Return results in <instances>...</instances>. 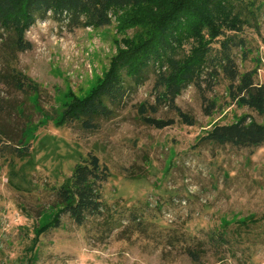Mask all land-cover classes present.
<instances>
[{"label":"rangeland","instance_id":"1","mask_svg":"<svg viewBox=\"0 0 264 264\" xmlns=\"http://www.w3.org/2000/svg\"><path fill=\"white\" fill-rule=\"evenodd\" d=\"M242 11L236 33L246 55L238 48L234 56L242 73L257 70L264 84V0H245ZM145 14L122 10L109 26L74 31L52 17L39 20L26 33L32 49L15 58L0 43V71L21 73L37 88L0 85V264H196L188 249L200 252L199 264H264V145H200L215 126L264 122L232 101L223 78L207 94L216 104L211 116L194 87L177 99L193 126L166 108L155 117L173 126L144 124L138 110L155 104L154 77L112 119L100 120L98 131L61 121L63 109L87 98L138 44ZM20 140L30 143L25 157L15 152ZM89 154L109 169L102 189L108 210L82 227L63 215L53 230L60 212L54 192ZM217 235L228 243L212 241Z\"/></svg>","mask_w":264,"mask_h":264},{"label":"trees","instance_id":"2","mask_svg":"<svg viewBox=\"0 0 264 264\" xmlns=\"http://www.w3.org/2000/svg\"><path fill=\"white\" fill-rule=\"evenodd\" d=\"M245 0H0V43L8 45L13 58L32 49L26 33L37 21L52 17L69 31L109 26L116 12L146 10L140 41L119 56L104 81L85 99L75 100L62 111L64 125L77 124L88 132L98 131L100 120H110L115 109L122 107L128 97L154 77L155 104L144 103L139 113L145 125L158 130L175 124L173 119L155 116L166 108L186 125L195 124L193 117L182 111L177 99L190 87L200 94L204 112L211 116L216 108L207 94L214 90L217 80L228 83L232 101L263 118L264 84H258L257 70L242 73L234 56L240 49L246 55V43L238 38L243 24L240 6ZM145 13V12H144ZM143 19V18H142ZM236 34L226 35L225 31ZM9 35V38L5 36ZM224 38L221 40L220 38ZM214 44H219L216 48ZM190 49L186 50V46ZM0 85L19 91H35L34 84L21 73L0 71ZM16 148V155L25 157L30 143ZM230 146L252 149L264 145V122L246 118L229 125H218L209 131L200 145ZM107 166L89 154L83 164L73 171L70 183L55 190V207L60 209L53 230L61 227V217L68 216L77 226L89 219L102 217L108 210L103 197V185L109 180ZM50 231V230H48ZM227 244L225 236L212 238ZM196 264L200 252L187 250Z\"/></svg>","mask_w":264,"mask_h":264}]
</instances>
